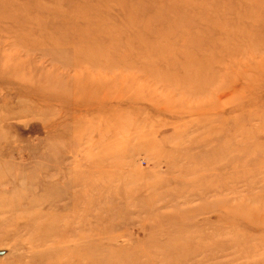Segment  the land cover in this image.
Instances as JSON below:
<instances>
[{"label": "rangeland", "instance_id": "374dc122", "mask_svg": "<svg viewBox=\"0 0 264 264\" xmlns=\"http://www.w3.org/2000/svg\"><path fill=\"white\" fill-rule=\"evenodd\" d=\"M0 264H264V0H0Z\"/></svg>", "mask_w": 264, "mask_h": 264}]
</instances>
